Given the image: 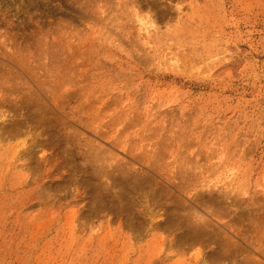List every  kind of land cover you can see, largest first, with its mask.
I'll return each instance as SVG.
<instances>
[{"label": "rangeland", "instance_id": "obj_1", "mask_svg": "<svg viewBox=\"0 0 264 264\" xmlns=\"http://www.w3.org/2000/svg\"><path fill=\"white\" fill-rule=\"evenodd\" d=\"M0 264H264V0H0Z\"/></svg>", "mask_w": 264, "mask_h": 264}, {"label": "bare ground", "instance_id": "obj_2", "mask_svg": "<svg viewBox=\"0 0 264 264\" xmlns=\"http://www.w3.org/2000/svg\"><path fill=\"white\" fill-rule=\"evenodd\" d=\"M140 29L143 32H148V30H149V28L148 27H145V25H143V24L140 25ZM150 29H153V27L151 26Z\"/></svg>", "mask_w": 264, "mask_h": 264}]
</instances>
